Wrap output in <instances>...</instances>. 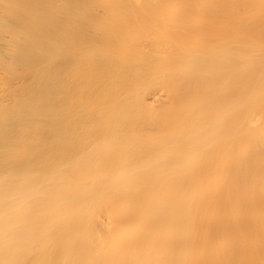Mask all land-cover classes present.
Returning <instances> with one entry per match:
<instances>
[{"label":"bare ground","instance_id":"6f19581e","mask_svg":"<svg viewBox=\"0 0 264 264\" xmlns=\"http://www.w3.org/2000/svg\"><path fill=\"white\" fill-rule=\"evenodd\" d=\"M0 264H264V0H0Z\"/></svg>","mask_w":264,"mask_h":264}]
</instances>
